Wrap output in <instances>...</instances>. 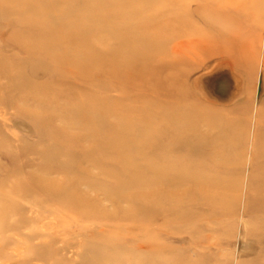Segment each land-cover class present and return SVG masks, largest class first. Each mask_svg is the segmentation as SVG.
<instances>
[{
    "label": "rangeland",
    "instance_id": "374dc122",
    "mask_svg": "<svg viewBox=\"0 0 264 264\" xmlns=\"http://www.w3.org/2000/svg\"><path fill=\"white\" fill-rule=\"evenodd\" d=\"M214 2L0 0V264H264V0Z\"/></svg>",
    "mask_w": 264,
    "mask_h": 264
},
{
    "label": "bare ground",
    "instance_id": "6f19581e",
    "mask_svg": "<svg viewBox=\"0 0 264 264\" xmlns=\"http://www.w3.org/2000/svg\"><path fill=\"white\" fill-rule=\"evenodd\" d=\"M198 1H199V0H196V12L198 11V5H197ZM230 1H231V0H215L213 6H217V7L228 6ZM222 8H223V7H222ZM224 11H227V9L224 10ZM173 51H175V50L173 49ZM252 54H253V53H252ZM224 64H225V63H224Z\"/></svg>",
    "mask_w": 264,
    "mask_h": 264
},
{
    "label": "water",
    "instance_id": "95a60500",
    "mask_svg": "<svg viewBox=\"0 0 264 264\" xmlns=\"http://www.w3.org/2000/svg\"><path fill=\"white\" fill-rule=\"evenodd\" d=\"M260 90H261V79H259V83H258V92H257L258 95L260 93Z\"/></svg>",
    "mask_w": 264,
    "mask_h": 264
}]
</instances>
